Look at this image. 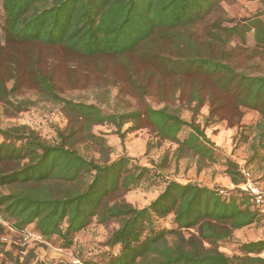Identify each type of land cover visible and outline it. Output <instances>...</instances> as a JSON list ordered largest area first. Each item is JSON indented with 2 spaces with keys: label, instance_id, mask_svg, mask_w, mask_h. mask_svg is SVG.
<instances>
[{
  "label": "trees",
  "instance_id": "1",
  "mask_svg": "<svg viewBox=\"0 0 264 264\" xmlns=\"http://www.w3.org/2000/svg\"><path fill=\"white\" fill-rule=\"evenodd\" d=\"M223 1L2 0L0 67L5 66L9 80H14L8 90L0 74V97L7 103L17 86L21 47L60 48L85 59H118L136 96H146L156 76V96L166 103L161 108L145 105L108 113L95 104L62 98L50 77L34 70L32 79L40 93L61 104L69 122L65 129H56L52 142L25 125L0 128V216L14 230L31 228L43 243L60 250L83 243L89 255L77 257L82 264H264L260 257L264 240L237 245L241 256L219 249L235 230L264 221V208L251 195L240 188L170 180L127 155L112 159L105 137L93 132L94 126L113 125L122 140L126 124L135 131L149 128L160 141L178 145V152L187 149L198 156L200 170L202 160L219 159L215 144L196 123L202 108L209 109L207 119L226 121L231 131L240 128L241 144H247L251 135V128L242 126L243 111L252 110L261 119L250 162L264 161V73L239 70L216 54V48L234 36L245 40L253 31L264 55V21L255 17L232 27L215 21L202 37L195 35L194 28ZM134 59L144 65L143 78L130 68ZM170 101L187 103L191 121L168 106ZM16 109L25 108L18 104ZM79 143L95 146L100 158L84 154ZM222 162L238 187L246 182V173L251 175L229 157ZM139 189L160 192L147 206L137 208L126 195ZM112 223L116 225L105 241L96 244L102 253L96 257L80 237L94 224Z\"/></svg>",
  "mask_w": 264,
  "mask_h": 264
},
{
  "label": "rangeland",
  "instance_id": "2",
  "mask_svg": "<svg viewBox=\"0 0 264 264\" xmlns=\"http://www.w3.org/2000/svg\"><path fill=\"white\" fill-rule=\"evenodd\" d=\"M1 4L2 0H0V18L4 26ZM263 9L264 0H225L210 17L194 28L195 35L202 37L207 27L215 21H221L226 27L245 24L255 17L264 21V14L260 16ZM1 36L3 37V32ZM18 51L20 63H18L17 86L10 95V103L0 97V128L25 125L35 130L42 139L52 142L57 136L56 129L63 130L68 126L69 121L62 110V105L43 96L37 84L33 82L32 76L36 69L41 75L50 77L56 92L62 98L95 104L108 113L126 112L145 105L155 108L166 105L156 96L158 90L156 76L150 80L149 93L143 98L136 96L125 67L118 59L78 58L60 48L21 47ZM261 52L256 47L253 31L247 33L245 40L234 36L229 44L216 48L217 55H221L239 70L254 74L264 73V55ZM28 54L33 65L30 72L26 69V64L29 62ZM130 65L131 70L136 69L139 76L144 77L142 62L134 59ZM0 74L2 78L4 77L3 81L8 90L12 88L14 80H9L10 74L5 66L0 67ZM18 104H22L25 109L17 111ZM167 104L177 109L185 121H191L192 113L187 103L170 101ZM208 111L207 106L202 108L201 114L196 117V123L205 130L208 138L215 144L219 159L216 162L202 160L200 170H198V156L187 149L178 152V145L170 141H160L149 128L135 131L130 129L132 124H126L122 129L124 134L122 140L115 134L116 128L113 125L94 126L93 132L105 137L112 147L110 156L112 159L127 155L138 164L157 170L167 179L184 183L195 182L228 190L240 188L225 172L226 166L222 160L229 157L241 168L250 171L251 180L264 190V161H259L257 158L254 162H250L253 146L256 144V135L259 133L256 130L261 119L259 113L252 110L243 111L242 126L251 128V135L247 144H241L243 131L240 128L238 131L229 130L230 124L226 121L207 119ZM183 137L184 134L180 135V138ZM77 146L87 156L100 158L95 146L86 143H79ZM1 191L6 193L7 189L1 188ZM159 192L160 189L147 191L139 189L128 193L126 200L137 208H143L154 200ZM115 225L112 223L106 227L94 224L83 233L80 240L87 242V247L92 248L91 250L98 257L102 253L97 251L96 244L104 242ZM30 230L31 228H28L25 233H20L11 226H0V240L2 237L6 238V243H0V262L6 260L17 264L37 262L76 264L74 261H78L79 255L85 257L89 255L83 243L77 244L74 249L60 250L43 243ZM260 240H264V221L235 230L230 239L219 244V249L228 256H241L242 253L237 250V245ZM260 257L264 258V253Z\"/></svg>",
  "mask_w": 264,
  "mask_h": 264
},
{
  "label": "built area",
  "instance_id": "3",
  "mask_svg": "<svg viewBox=\"0 0 264 264\" xmlns=\"http://www.w3.org/2000/svg\"><path fill=\"white\" fill-rule=\"evenodd\" d=\"M246 182L240 186V189L252 196L257 206L264 208V190L258 184L251 180L250 175L246 173ZM0 226H11L0 216ZM22 233H25L23 231ZM36 236H34L35 238ZM0 243H6V238L2 237ZM76 264H82L79 260L74 261Z\"/></svg>",
  "mask_w": 264,
  "mask_h": 264
}]
</instances>
